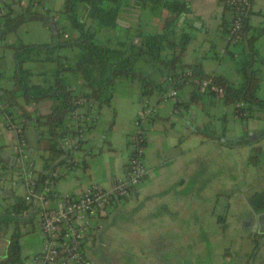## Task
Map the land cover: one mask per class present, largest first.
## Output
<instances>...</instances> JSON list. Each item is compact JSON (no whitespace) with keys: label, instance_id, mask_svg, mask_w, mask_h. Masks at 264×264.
<instances>
[{"label":"crops","instance_id":"0c3cea01","mask_svg":"<svg viewBox=\"0 0 264 264\" xmlns=\"http://www.w3.org/2000/svg\"><path fill=\"white\" fill-rule=\"evenodd\" d=\"M62 1L40 0L37 10L56 15L57 20L56 11ZM186 1L190 12L181 16L175 26L191 36L183 51L182 62L198 63L206 74H218L232 83L239 82L240 76L234 68L238 53L230 45L232 52H226L223 41L221 21L229 18L223 3L218 0ZM246 20L249 32L262 30L255 40V47L258 55L264 58V0H255L251 4ZM161 23L160 16L133 2L120 8L117 26L101 29L97 38H128L132 32L126 31V27L155 33L160 31ZM22 25V31L16 28L0 33V57L1 53L6 54V44L52 41V30L43 21L31 19L23 21ZM60 53L71 57L70 52ZM4 60L6 68L1 69L9 76L13 70L10 49ZM24 66L32 72H40L54 69L55 64L30 61ZM254 66L259 80L258 93L264 95V65L256 63ZM143 71L162 80L149 67ZM37 79L32 77L33 81ZM2 84L9 85L10 81ZM188 92L187 86L178 89L175 104L165 97L166 93L153 92L146 98L141 97L136 80H118L109 104L95 109L96 118L88 125L77 164L70 167L64 162L53 168L58 175L51 189L58 196L79 195L89 185L109 187L123 176L129 154L128 136L134 130L132 121L140 111L142 101L146 100L153 107L145 124V178L133 194L118 199L108 208L83 242V253L90 264H242L243 255L252 246L251 234L264 233V210H252L247 204L249 195L264 192V117L241 121L233 115V104H223L215 94L203 92L199 100L187 103ZM49 107V101L42 100L29 105L28 109L47 113ZM221 127H224L223 135L220 134ZM25 136L33 170L41 171V165L34 168L37 151L34 122L30 121L25 127ZM13 142L14 134L0 119L2 161L10 162ZM252 146L261 148L262 163L259 166L246 162ZM236 179L245 180L226 200L224 224L228 225V229L225 228L227 235L215 219L222 213L218 203L221 194L218 193L227 190ZM0 187V196L11 198L9 205L13 195L21 196L23 192L20 186ZM216 206L219 207L217 210ZM21 228L27 231L18 240L21 264H30L31 257L42 248V238L31 209L30 221ZM8 235L6 231H0V259L5 255ZM245 241L249 242L250 248L241 252L240 247ZM259 245L250 264H264V236L259 239Z\"/></svg>","mask_w":264,"mask_h":264},{"label":"trees","instance_id":"16d2710c","mask_svg":"<svg viewBox=\"0 0 264 264\" xmlns=\"http://www.w3.org/2000/svg\"><path fill=\"white\" fill-rule=\"evenodd\" d=\"M218 1L223 3L230 16L225 0ZM39 2L27 0L19 9L7 4L0 16V33L13 31L20 21L31 19L43 21L52 30V41L49 43L15 42L4 45L11 50L13 70L7 76L0 68V102L5 105L6 111L14 114V118L22 119L23 130L27 126L26 122L35 123L36 150L46 153L42 156V170L36 171V187H41L48 171L67 160L59 141L66 133L73 97L80 94L91 98L98 109L103 104H109L113 87L120 79L136 80L143 98L153 92L162 95L169 89L177 91L187 86V103L199 100L203 92L215 94L210 87L216 85L222 90V103L233 104V115L237 119L243 121L264 117V95L258 93L259 80L254 66L256 63L264 65V58L258 55L255 47V40L262 30L249 32L246 18L242 22L241 40L237 44H226L225 47L226 52L231 53L232 49L228 46H233L238 53L234 68L240 80L232 83L221 75L204 73L198 63L182 62L183 51L191 36L183 29L177 30L175 26L181 16L190 12L186 0H63L56 11L59 16L57 20H53V15H48L46 11H38ZM133 2L160 16V31L149 33L139 27H126L132 36L99 40L98 32L115 28L120 8ZM228 21L229 18L221 21L222 34ZM65 48L71 50V57L60 53ZM140 57L149 64L150 70L157 73L161 81L150 73L134 68L133 62ZM30 61L54 63L55 67L49 71L32 72L24 66ZM33 76L38 79L33 81ZM204 79H209L210 83L203 88L201 82ZM8 80L9 85L2 84ZM42 100L50 103L47 113L28 109L29 105ZM220 134H224V127H221ZM260 153L259 146H252L246 162L252 166L257 165ZM0 162H3L2 159ZM247 204L252 210H264V192L249 195ZM226 207L227 203L223 205L222 213L215 216L219 223H224ZM29 221L30 205L22 196L13 195L12 203L0 213V231L5 232L11 227L0 264L22 263L18 240L27 232L21 227ZM262 236L264 233L251 234L252 246L242 264L251 263Z\"/></svg>","mask_w":264,"mask_h":264},{"label":"built area","instance_id":"2783aa9c","mask_svg":"<svg viewBox=\"0 0 264 264\" xmlns=\"http://www.w3.org/2000/svg\"><path fill=\"white\" fill-rule=\"evenodd\" d=\"M254 1L225 0L230 10L229 21L223 33L225 44H237L241 40L242 22ZM7 4L19 9L25 3L24 0H0V16ZM56 18V15L52 16L53 20ZM166 80L169 81L170 78ZM209 83V79H204L201 86L204 88ZM210 89L221 101V88L211 85ZM175 94L176 90L169 89L165 97L172 99L176 104ZM71 105L66 133L61 137L59 145L66 154L67 166L73 167L78 162V153L86 140L88 125L96 118V108L93 99L80 94L73 97ZM153 111V107L143 100L140 111L132 121L134 130L128 136L129 154L121 178L115 179L107 188L89 185L79 195L58 196L51 189L58 175L55 169L47 172L40 188L36 187V172L29 156L25 129L21 127L22 119L14 118V114L6 111L5 105L0 102V119L4 127L14 134L11 160L9 163L0 162V186H20L23 189L21 196L30 205L42 238V248L31 257L30 264H90L83 253V242L98 226L99 219L108 208L118 199L133 194L145 178V124ZM234 117L236 118L235 115Z\"/></svg>","mask_w":264,"mask_h":264},{"label":"rangeland","instance_id":"374dc122","mask_svg":"<svg viewBox=\"0 0 264 264\" xmlns=\"http://www.w3.org/2000/svg\"><path fill=\"white\" fill-rule=\"evenodd\" d=\"M23 21H20V23L17 25V31H22L24 28V26L22 25V26H20L21 25V23H22ZM15 28V29H16ZM23 28V29H22ZM8 50H9V48H5V50H4V52L7 54V52H8ZM61 51H65L66 53H71V50L70 49H68V48H65V49H62ZM10 52H11V50H10ZM4 53V54H5ZM6 54L5 55H3L2 53H1V60H0V68H6V64H5V60H4V58L6 57ZM67 55V54H66ZM28 64V63H27ZM133 66H134V68H136V69H139V70H146L148 67H149V64L146 62V61H144L141 57L140 58H137L134 62H133ZM135 118V117H134ZM133 118V119H134ZM46 153L43 151V150H39V151H36V154L34 155V168H36V169H38L39 167H40V165H41V161H42V156H44ZM250 154V152L248 153V155ZM261 154V153H260ZM247 155V156H248ZM246 159H247V157H246ZM258 164L257 165H255V166H259V165H261V163H262V160H261V158H260V155H259V157H258V162H257ZM250 165V164H249ZM237 181H235L234 182V184H232V185H230V187H228L227 188V190H225V191H221L222 192V194L221 195H219V197H220V199H219V201H218V203H220V204H216V205H220L221 206V209L223 208V204H225V203H227L226 202V200H227V198H229V196H231V194L233 193V191H234V189L236 188V187H238L240 184H241V182L242 181H244L245 179H236ZM10 201H11V198H9V197H2V196H0V211L4 208V207H7V206H9V203H10ZM218 206H216V210H217V208H219ZM219 226H220V229L221 230H226V229H228V225H226V224H224V223H219ZM226 228V229H225ZM10 230H11V227H8V230L6 231V233H9L10 232ZM226 233L225 234H227V235H229V233H228V231H225ZM229 242V241H228ZM250 245H249V242H247V241H245V242H243L242 243V245H241V252L243 251V250H246V248H248ZM251 247V246H250ZM249 247V248H250ZM102 251V250H101ZM212 254H214V248H212ZM244 257H245V255H243V259H244Z\"/></svg>","mask_w":264,"mask_h":264},{"label":"water","instance_id":"95a60500","mask_svg":"<svg viewBox=\"0 0 264 264\" xmlns=\"http://www.w3.org/2000/svg\"><path fill=\"white\" fill-rule=\"evenodd\" d=\"M0 93H1V91H0ZM0 155H2V153H0ZM262 228L264 229V222L262 223ZM263 232H264V230H263Z\"/></svg>","mask_w":264,"mask_h":264}]
</instances>
